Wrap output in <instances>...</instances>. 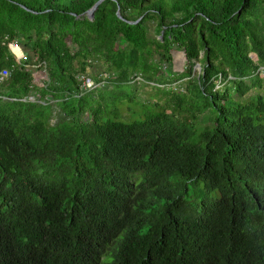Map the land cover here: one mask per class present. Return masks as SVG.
Instances as JSON below:
<instances>
[{"label": "trees", "instance_id": "trees-1", "mask_svg": "<svg viewBox=\"0 0 264 264\" xmlns=\"http://www.w3.org/2000/svg\"><path fill=\"white\" fill-rule=\"evenodd\" d=\"M96 1L0 0V264H264V0Z\"/></svg>", "mask_w": 264, "mask_h": 264}, {"label": "rangeland", "instance_id": "rangeland-1", "mask_svg": "<svg viewBox=\"0 0 264 264\" xmlns=\"http://www.w3.org/2000/svg\"><path fill=\"white\" fill-rule=\"evenodd\" d=\"M13 53L17 56H22V54L18 50H15V52ZM171 57L172 59L170 63L161 64L160 66L161 71L167 72V74L169 75H177L181 73L182 71H184V68L186 66V59L184 57L183 52L177 49L172 50ZM29 68L32 69L33 72H35V81L37 85H40L41 79L44 78V75L40 73L39 71H35V66L33 65H30ZM199 69L200 68L195 66V72H198ZM260 71H261L259 73L260 84L256 87H252L247 92L246 94L247 98H251L257 94H262L264 96V68H261ZM87 72L91 76L98 75L99 77L104 76V73H105L102 70V66L99 64H96L94 68H91V67L87 68ZM157 79L155 82H147V81L141 80V77L139 76L134 79L132 87H129V88L124 87L125 94L128 99L125 100V102L120 103L121 106H120L119 111L125 120L132 119L133 110L136 112H139L142 106L149 108L151 106V102L153 103L157 102L161 105H165L166 103H168L169 105H171L169 102H166L168 101L169 96L161 93L163 92L162 87H161L162 85L159 83L160 81H158ZM183 81L184 80L177 81V82H171V83L164 85L163 87L165 88L171 87L176 91H184L185 88L184 86L181 85V82ZM34 97H37L36 93H34L30 97V99H34ZM241 101L244 103L245 102L244 98H241ZM126 107H130V108L133 107L134 109L130 110ZM56 110L57 109L54 110V113ZM182 116H184V113H182ZM136 118H140V117H138L137 115ZM200 120H201V124H204V115L201 116ZM184 196L197 205L202 198H206L209 200L216 199L218 197V193L217 191H206L204 189L203 183L199 181L194 184L188 183L187 193H185Z\"/></svg>", "mask_w": 264, "mask_h": 264}, {"label": "built area", "instance_id": "built-area-1", "mask_svg": "<svg viewBox=\"0 0 264 264\" xmlns=\"http://www.w3.org/2000/svg\"><path fill=\"white\" fill-rule=\"evenodd\" d=\"M9 46H10V49H11L13 52H15V50H18V51H19L18 46H17V44H16L15 42L9 44ZM16 56H17V55H16ZM9 74H10V73H9V71H8L7 69H3V70L0 72V80L7 78V77L9 76ZM81 80H83V85H84L85 87H88V88H92V87H94L93 82H92L89 78H83V77H82Z\"/></svg>", "mask_w": 264, "mask_h": 264}, {"label": "water", "instance_id": "water-1", "mask_svg": "<svg viewBox=\"0 0 264 264\" xmlns=\"http://www.w3.org/2000/svg\"><path fill=\"white\" fill-rule=\"evenodd\" d=\"M103 0H98L96 1L91 8H89L86 12L85 15L89 18L92 19L94 16V12L97 9L98 5L102 2ZM116 15L118 18L123 19L120 15L119 8L116 11ZM126 21V20H125ZM129 23H136L137 21H128ZM19 49V48H18ZM17 54V53H16ZM198 68H200L199 64L196 65Z\"/></svg>", "mask_w": 264, "mask_h": 264}]
</instances>
